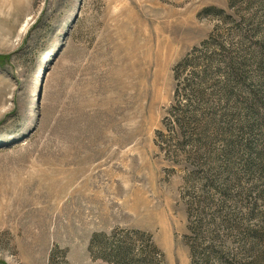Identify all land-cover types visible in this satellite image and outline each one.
<instances>
[{"label":"rangeland","instance_id":"rangeland-1","mask_svg":"<svg viewBox=\"0 0 264 264\" xmlns=\"http://www.w3.org/2000/svg\"><path fill=\"white\" fill-rule=\"evenodd\" d=\"M95 234L264 264V0H0V264Z\"/></svg>","mask_w":264,"mask_h":264},{"label":"trees","instance_id":"trees-1","mask_svg":"<svg viewBox=\"0 0 264 264\" xmlns=\"http://www.w3.org/2000/svg\"><path fill=\"white\" fill-rule=\"evenodd\" d=\"M113 236L108 237L104 234H95L92 236L90 241L89 250L92 253L95 245H98L99 254L97 258L103 262L109 264H130L134 262V258L131 257L130 244L125 238L124 242L120 240L118 243H113ZM193 255H195V249L193 250ZM52 258V256H51Z\"/></svg>","mask_w":264,"mask_h":264}]
</instances>
